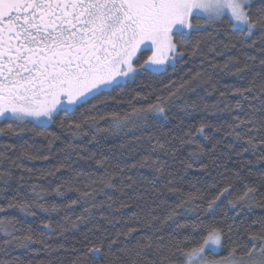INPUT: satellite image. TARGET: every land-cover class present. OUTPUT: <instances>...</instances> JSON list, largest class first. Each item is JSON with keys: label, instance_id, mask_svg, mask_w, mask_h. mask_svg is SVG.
Listing matches in <instances>:
<instances>
[{"label": "trees", "instance_id": "trees-1", "mask_svg": "<svg viewBox=\"0 0 264 264\" xmlns=\"http://www.w3.org/2000/svg\"><path fill=\"white\" fill-rule=\"evenodd\" d=\"M261 8L264 0L251 2L253 15ZM198 42L196 55H191ZM181 51L184 55L174 65L155 74L142 73L111 96L101 97L105 103L98 112L89 114L86 105L61 111L53 123H13L11 130L10 120H0L4 129L0 132V207L6 209L0 219L18 221L14 236L22 237L31 229L39 240L17 247L12 236L0 232V264H82L81 254L93 244L103 248L99 259L90 257L93 264L158 262L157 244H168L173 236L200 241V233L191 227L200 222L222 229L221 256L232 248L238 249V255L252 248L251 237L264 233V34L257 29L250 37L233 35L226 23L213 25L193 33ZM197 73L203 75L193 89L167 105L166 119L136 121L115 133L103 131L109 122L100 116L131 113L133 107L146 106L158 95L167 97L168 90L175 88L166 86ZM249 87L251 93L237 91ZM90 116L97 117L102 131L85 127L80 135H73L68 130L71 122ZM202 124L206 127L201 134L197 129ZM233 125L239 127L233 130ZM105 177H111V186L99 183ZM228 184L230 195L209 209L208 201ZM58 186L61 195L54 191ZM246 188L256 190L250 207L231 208L229 200ZM83 192L92 195L84 197ZM190 196L202 198L178 207ZM19 200L49 209L56 205L58 211L37 207L32 216L7 209L10 201ZM173 212V218L167 219ZM45 222L51 228H44ZM148 243L153 248L145 249L146 258H137L135 250Z\"/></svg>", "mask_w": 264, "mask_h": 264}, {"label": "snow or ice", "instance_id": "snow-or-ice-1", "mask_svg": "<svg viewBox=\"0 0 264 264\" xmlns=\"http://www.w3.org/2000/svg\"><path fill=\"white\" fill-rule=\"evenodd\" d=\"M224 23L233 35L239 32L250 37L257 29L264 34V8L253 15L251 0H0V118L12 122L8 125L11 130L13 123L24 125L46 121L50 124L61 111H75L86 105L89 114L98 112L99 105L105 103L101 97L111 96L125 82L134 81L142 73L155 74L166 65H174L183 57L181 48L187 46L193 33ZM198 48L199 42L190 54L196 55ZM146 52L151 54L142 58ZM261 63L264 64V60ZM202 75L197 73L179 84L173 82L166 86V89L175 88L174 91L168 90L167 97L158 95L155 101L133 107L131 113L124 116L116 113L100 116V120L109 122V128L103 131L115 133L136 121L148 122L160 116L166 119L167 105L180 98L184 91L192 90L194 82ZM261 89L264 90V85ZM237 91L244 95V92L251 93L253 88ZM60 126L63 128L64 124ZM85 127L102 131L96 116L83 122L73 121L68 130L73 135H80ZM205 127L202 124L197 132L202 134ZM230 127L235 130L239 126ZM236 135L241 138L239 133ZM247 143L252 146L251 139ZM191 155L198 158L200 154ZM99 183L111 186V177L101 178ZM61 187L54 190L56 195L62 194ZM231 188V184L221 188L208 201V208L213 209L217 201L230 195ZM255 191L246 188L235 199L229 200V206L233 209L250 207ZM82 195L91 197L92 193L83 192ZM199 198L202 197L190 196L178 207ZM37 207L45 212L58 211L56 205L49 209L29 200L7 204V209H18L32 216L36 215L34 209ZM5 210L0 207V212ZM174 215L175 212L171 213L167 219ZM17 223L0 219V232L12 236L17 247L39 242L31 229L22 237L14 236L19 230ZM43 227L51 228V225L45 222ZM191 227L200 233V241L192 242L188 236L179 240L173 236L168 244L155 246L158 262L148 261L147 264H264V233L251 237L253 246L247 252L238 255V249L232 248L226 256H221L218 250L223 248L222 229L203 222ZM112 243L115 241L110 243V248ZM151 248V243L141 245L134 255L143 260L146 258L145 249ZM102 252L101 245L93 244L86 247L80 260L82 264H93L90 257L99 259ZM133 264L137 262L133 261Z\"/></svg>", "mask_w": 264, "mask_h": 264}, {"label": "rangeland", "instance_id": "rangeland-1", "mask_svg": "<svg viewBox=\"0 0 264 264\" xmlns=\"http://www.w3.org/2000/svg\"><path fill=\"white\" fill-rule=\"evenodd\" d=\"M253 0H251V2H252ZM167 66V65H166ZM2 119H6V118H0V120H2ZM34 123H36V124H42V125H46V124H48L46 121H41V122H34Z\"/></svg>", "mask_w": 264, "mask_h": 264}]
</instances>
